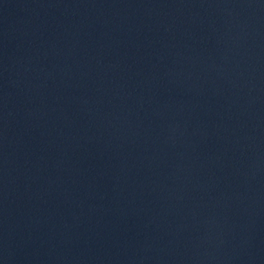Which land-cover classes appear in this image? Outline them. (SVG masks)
Instances as JSON below:
<instances>
[{
	"label": "water",
	"instance_id": "obj_1",
	"mask_svg": "<svg viewBox=\"0 0 264 264\" xmlns=\"http://www.w3.org/2000/svg\"><path fill=\"white\" fill-rule=\"evenodd\" d=\"M0 264H264V0H0Z\"/></svg>",
	"mask_w": 264,
	"mask_h": 264
}]
</instances>
